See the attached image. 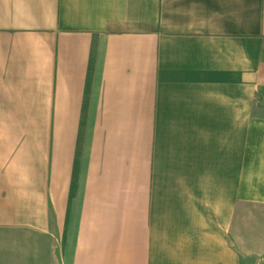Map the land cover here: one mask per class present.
I'll return each mask as SVG.
<instances>
[{"label": "crops", "instance_id": "crops-1", "mask_svg": "<svg viewBox=\"0 0 264 264\" xmlns=\"http://www.w3.org/2000/svg\"><path fill=\"white\" fill-rule=\"evenodd\" d=\"M264 260V0H0V264Z\"/></svg>", "mask_w": 264, "mask_h": 264}, {"label": "rangeland", "instance_id": "rangeland-1", "mask_svg": "<svg viewBox=\"0 0 264 264\" xmlns=\"http://www.w3.org/2000/svg\"><path fill=\"white\" fill-rule=\"evenodd\" d=\"M51 241L43 236H34L29 243L28 264H57L56 249L52 247ZM244 264H264L263 261H256L249 258Z\"/></svg>", "mask_w": 264, "mask_h": 264}]
</instances>
